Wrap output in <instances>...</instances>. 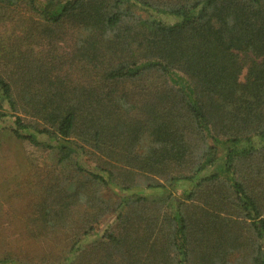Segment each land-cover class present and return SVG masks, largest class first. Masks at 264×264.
I'll return each mask as SVG.
<instances>
[{"label": "trees", "instance_id": "16d2710c", "mask_svg": "<svg viewBox=\"0 0 264 264\" xmlns=\"http://www.w3.org/2000/svg\"><path fill=\"white\" fill-rule=\"evenodd\" d=\"M3 20L0 132L62 173L27 222L84 213L61 264L108 214L119 264H264V0H0Z\"/></svg>", "mask_w": 264, "mask_h": 264}, {"label": "rangeland", "instance_id": "374dc122", "mask_svg": "<svg viewBox=\"0 0 264 264\" xmlns=\"http://www.w3.org/2000/svg\"><path fill=\"white\" fill-rule=\"evenodd\" d=\"M19 15L27 23L34 14L28 9H21ZM17 33L7 20L0 22V44L4 37L9 43L14 42L13 37ZM13 45L10 43L8 46ZM39 48L38 46L37 49ZM2 49L0 46V67L10 71L14 68L11 55ZM5 125L0 132V258L9 257L26 264H61L66 258L70 238L75 235V226L82 220L83 209L71 214L64 224L60 223L51 233H46L40 226L35 227L34 221L30 222L32 224L27 222L33 213L34 218L38 216L36 203L41 200L39 193L41 186L48 182L46 178L52 171L56 176L62 173L61 171L54 173V169L59 168L53 167L51 151L39 149L27 141L16 140L8 128L10 121ZM115 192L117 193V190L104 188L99 191V195L105 199L115 200ZM112 219L110 214L106 215L97 224L96 230L90 231V235L79 242L76 246L79 250H75L74 256L79 255L80 250L84 249L88 250V256L79 255L75 259V264L81 261H86V264H99L105 262L104 257L108 253L112 254L113 264H119L117 262L119 256L115 254L119 253L121 247L108 245L103 238L112 226ZM92 242L94 243L91 244ZM81 243H84L82 247ZM104 244L110 247L107 253L103 248ZM87 250L83 253H87Z\"/></svg>", "mask_w": 264, "mask_h": 264}]
</instances>
